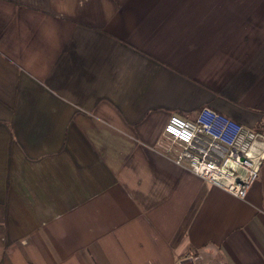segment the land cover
Masks as SVG:
<instances>
[{
	"label": "crops",
	"instance_id": "crops-1",
	"mask_svg": "<svg viewBox=\"0 0 264 264\" xmlns=\"http://www.w3.org/2000/svg\"><path fill=\"white\" fill-rule=\"evenodd\" d=\"M204 106L264 133V0H0V264H264V163L163 135Z\"/></svg>",
	"mask_w": 264,
	"mask_h": 264
},
{
	"label": "built area",
	"instance_id": "built-area-1",
	"mask_svg": "<svg viewBox=\"0 0 264 264\" xmlns=\"http://www.w3.org/2000/svg\"><path fill=\"white\" fill-rule=\"evenodd\" d=\"M163 135L179 146L177 164L239 198H246L264 163V133L211 106L195 119L171 114ZM200 258L190 256L194 264Z\"/></svg>",
	"mask_w": 264,
	"mask_h": 264
},
{
	"label": "water",
	"instance_id": "water-1",
	"mask_svg": "<svg viewBox=\"0 0 264 264\" xmlns=\"http://www.w3.org/2000/svg\"><path fill=\"white\" fill-rule=\"evenodd\" d=\"M181 264H190L188 261H184V262H182Z\"/></svg>",
	"mask_w": 264,
	"mask_h": 264
}]
</instances>
